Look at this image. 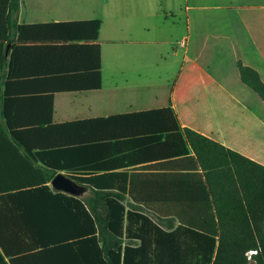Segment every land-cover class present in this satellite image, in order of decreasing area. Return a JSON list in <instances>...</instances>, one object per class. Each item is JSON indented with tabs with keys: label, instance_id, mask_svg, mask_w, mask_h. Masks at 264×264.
<instances>
[{
	"label": "trees",
	"instance_id": "trees-1",
	"mask_svg": "<svg viewBox=\"0 0 264 264\" xmlns=\"http://www.w3.org/2000/svg\"><path fill=\"white\" fill-rule=\"evenodd\" d=\"M19 10L10 0L4 85L40 84L47 119L8 115L0 145L44 168L42 183L0 184V264H264V166L182 127L171 106L54 125L56 94L102 88L101 21L19 25ZM238 69L264 101L257 72ZM59 172L87 195L53 190Z\"/></svg>",
	"mask_w": 264,
	"mask_h": 264
},
{
	"label": "crops",
	"instance_id": "crops-1",
	"mask_svg": "<svg viewBox=\"0 0 264 264\" xmlns=\"http://www.w3.org/2000/svg\"><path fill=\"white\" fill-rule=\"evenodd\" d=\"M9 5L10 0H0V128L7 126L8 115L20 122L47 119L45 98L33 95V89L40 84L34 86L25 78L12 81L9 91L4 85L8 70L6 68L3 77L2 57L7 62L12 52L11 45L2 40ZM91 20L101 21L102 88L56 94L54 125L171 106L182 127L191 128L264 166V101L241 82L238 69V63L251 68L264 84V0H86L83 3L20 0L17 15L19 25ZM169 48H172L171 56ZM166 56L171 57V64L177 63L185 70L188 82L199 79L193 75L197 70L204 74L200 77L201 87L216 90L215 99L207 101L217 104L219 121L216 125L199 126L189 115L182 116L174 95L161 96L156 107L135 109L134 105L155 104L152 102L159 98L134 101L131 100L134 94L115 92L139 88L140 73L156 72L155 69L168 63ZM225 62L232 66L229 70L221 68ZM106 74L108 85L105 84ZM132 80H137L138 85L131 84ZM164 81L165 78L157 77L152 83L159 86ZM123 105L125 109H119ZM40 148L36 147L31 153L39 152ZM23 151L15 146L0 145V184L42 183L43 176L38 170L44 168L43 163L34 161ZM57 154L60 158L65 156L62 150ZM59 173L66 176L64 172ZM48 185L51 187V182ZM86 195L85 192L82 196Z\"/></svg>",
	"mask_w": 264,
	"mask_h": 264
},
{
	"label": "rangeland",
	"instance_id": "rangeland-1",
	"mask_svg": "<svg viewBox=\"0 0 264 264\" xmlns=\"http://www.w3.org/2000/svg\"><path fill=\"white\" fill-rule=\"evenodd\" d=\"M83 3L86 0H74ZM185 24H183V28ZM178 47L177 45L175 46ZM172 48L168 49V55L171 56ZM166 60L168 63H165L160 67V69H155L156 72L150 73H140L142 76V83L139 88L129 89V90H116L115 92L120 94H134V98L131 100L138 101H152L154 97H158L156 102H152L155 104L148 105H134L136 108H144V107H156L159 105L161 96L165 98L174 95V100L176 102V107L178 112L183 116V114L189 115L190 119L194 120L199 126H203L202 124H214L219 121L217 114V104L213 105L208 103L207 101L210 99H215L216 90H206L201 87V78L204 74L194 72V76L199 78L197 81L188 82L186 78L185 70L180 69V65L175 63L171 64V57L166 56ZM225 61H229V58H225ZM205 69V66L200 65ZM192 67V65L190 66ZM221 67V66H219ZM232 67L228 62H225V65L221 68L223 70H229ZM195 70V69H194ZM137 74H132V76H136ZM157 77L165 78V81L157 86L158 84H153ZM204 77V76H203ZM207 77V75H205ZM108 76L106 74L105 84L108 85ZM131 84H137V80H132ZM138 85V84H137ZM193 85V86H190ZM190 101V102H189ZM223 107V106H219ZM231 107V105L229 106ZM119 109H125V106H121ZM225 121H228L225 120Z\"/></svg>",
	"mask_w": 264,
	"mask_h": 264
},
{
	"label": "water",
	"instance_id": "water-1",
	"mask_svg": "<svg viewBox=\"0 0 264 264\" xmlns=\"http://www.w3.org/2000/svg\"><path fill=\"white\" fill-rule=\"evenodd\" d=\"M9 49V45L7 50ZM51 187L55 191L63 192L65 194H69L75 197H81L85 192L86 189L74 181H72L67 176L59 173L57 174L51 181Z\"/></svg>",
	"mask_w": 264,
	"mask_h": 264
},
{
	"label": "built area",
	"instance_id": "built-area-1",
	"mask_svg": "<svg viewBox=\"0 0 264 264\" xmlns=\"http://www.w3.org/2000/svg\"><path fill=\"white\" fill-rule=\"evenodd\" d=\"M251 254H254V252H251L250 255H251Z\"/></svg>",
	"mask_w": 264,
	"mask_h": 264
}]
</instances>
